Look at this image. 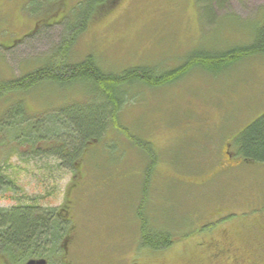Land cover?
Segmentation results:
<instances>
[{"label": "rangeland", "instance_id": "rangeland-1", "mask_svg": "<svg viewBox=\"0 0 264 264\" xmlns=\"http://www.w3.org/2000/svg\"><path fill=\"white\" fill-rule=\"evenodd\" d=\"M90 1L0 0V78L44 66L69 37L65 22L77 24L89 12L88 29L66 62L91 54L110 73L141 66L157 77L199 50L221 53L244 43L253 27L225 18L229 14L264 19V0L213 4L217 17L211 8L202 10V0H115L108 9ZM244 61L215 73L192 67L164 87L127 89L120 120L129 135L110 136L114 148L101 153L99 168L77 159L76 177L53 158L16 150L9 136L0 146V165L14 190H0V209L36 202L59 209L69 232L61 241L66 255L57 257L66 256L67 264H234L230 256L264 264V165L233 153L238 131L264 113V58ZM69 88L48 83L27 94L30 114L100 102L86 86ZM125 138L152 144L158 158L152 172L149 156ZM141 215L154 232L174 227L177 236L189 235L164 251L141 247ZM213 240L217 245L208 243ZM220 247L226 253L216 258ZM0 264L13 263L0 256Z\"/></svg>", "mask_w": 264, "mask_h": 264}, {"label": "trees", "instance_id": "trees-1", "mask_svg": "<svg viewBox=\"0 0 264 264\" xmlns=\"http://www.w3.org/2000/svg\"><path fill=\"white\" fill-rule=\"evenodd\" d=\"M224 1L202 0L200 4L202 10L204 7L211 8L215 14L213 4L217 3L220 6ZM90 2L94 5L104 4L103 9H108L116 3L115 0ZM92 13L78 17L77 24L70 25L65 22L64 30L69 37L61 44L51 60L44 63V66L20 77H12L9 81L0 78V104H5L0 113V146L5 145L10 136L13 138L16 150H21L25 154L29 152L31 158L35 159L53 158L60 168L65 167L72 171L75 177L79 172L75 166L77 159L87 160L89 163L91 160V163L96 165L95 168H99V165H104L101 153L108 154L114 148L116 139L111 144L110 136L122 139L124 135H129L128 126L122 124L120 120V112L129 100L125 95L129 91L127 89L138 85L148 89L164 87L192 67L202 72L215 73L214 71L229 68L240 61L248 62L256 58H264V19L261 20L259 17L253 21H242L229 14L225 18H233L238 23L253 27L244 34L246 37L244 43L229 45L221 53L199 50L192 53L187 60H181L179 65L173 66L168 71L165 70V73L158 77L153 76L152 69L141 66L110 73L101 67L99 60L91 54L82 59L74 58L73 62L70 59L66 62L65 59H68L77 40L88 29ZM261 13L264 17V10ZM50 61L53 62L52 66L49 65ZM48 83L61 89L75 85L86 86L92 89L91 95L100 102L92 105L87 101V105L80 107L53 106L54 108L42 115H31L24 97ZM118 134L120 136H117ZM125 140L134 143L136 149L149 156V172H152L158 162L152 144L131 142L130 138ZM233 151L235 158L240 161L264 165V113L238 131L233 138ZM75 182L76 180H72L71 184L74 185ZM150 184L148 179L145 185ZM12 187V182L3 174L0 165V190H14ZM33 201L36 200H29V202ZM140 217L141 247L152 251H164L174 245L177 237L189 235L177 236L179 230L174 227H164L163 231L154 232L149 228V220L145 216ZM68 222L69 220L60 214L59 209L46 210L37 202L31 205L20 203L10 209H0V256H3L6 262L13 264H24L42 258L46 260L51 258L59 264H65L63 260L59 261V257L66 255L61 254L64 253L61 241L68 235ZM192 233L199 232L194 230ZM208 243L217 245L214 240ZM217 251L213 253L216 258L226 253L221 247L217 248ZM229 259L234 264H241L238 261L240 258L230 256Z\"/></svg>", "mask_w": 264, "mask_h": 264}, {"label": "water", "instance_id": "water-1", "mask_svg": "<svg viewBox=\"0 0 264 264\" xmlns=\"http://www.w3.org/2000/svg\"><path fill=\"white\" fill-rule=\"evenodd\" d=\"M27 264H46V260L45 259L30 260L27 262Z\"/></svg>", "mask_w": 264, "mask_h": 264}, {"label": "flooded vegetation", "instance_id": "flooded-vegetation-1", "mask_svg": "<svg viewBox=\"0 0 264 264\" xmlns=\"http://www.w3.org/2000/svg\"><path fill=\"white\" fill-rule=\"evenodd\" d=\"M255 255H256L255 253H252V254H251L252 257H254ZM65 257H66V256L63 257V262H64L65 264H67L66 261H68V260H67ZM48 263H49V262L47 261V264H48Z\"/></svg>", "mask_w": 264, "mask_h": 264}]
</instances>
